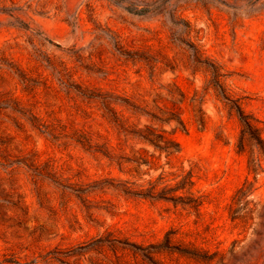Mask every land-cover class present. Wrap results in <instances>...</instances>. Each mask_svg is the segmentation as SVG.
<instances>
[{
	"label": "rangeland",
	"instance_id": "obj_1",
	"mask_svg": "<svg viewBox=\"0 0 264 264\" xmlns=\"http://www.w3.org/2000/svg\"><path fill=\"white\" fill-rule=\"evenodd\" d=\"M0 264H264V0H0Z\"/></svg>",
	"mask_w": 264,
	"mask_h": 264
},
{
	"label": "trees",
	"instance_id": "obj_2",
	"mask_svg": "<svg viewBox=\"0 0 264 264\" xmlns=\"http://www.w3.org/2000/svg\"><path fill=\"white\" fill-rule=\"evenodd\" d=\"M251 134H252V136H253L255 139H257V140L259 141V138H257V136L255 135V132H254V131L251 130Z\"/></svg>",
	"mask_w": 264,
	"mask_h": 264
}]
</instances>
